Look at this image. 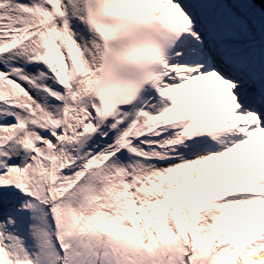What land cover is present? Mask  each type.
<instances>
[{"label": "snow or ice", "instance_id": "obj_1", "mask_svg": "<svg viewBox=\"0 0 264 264\" xmlns=\"http://www.w3.org/2000/svg\"><path fill=\"white\" fill-rule=\"evenodd\" d=\"M0 264H264V0H0Z\"/></svg>", "mask_w": 264, "mask_h": 264}]
</instances>
